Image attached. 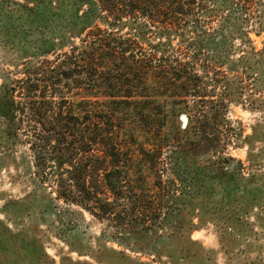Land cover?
I'll list each match as a JSON object with an SVG mask.
<instances>
[{
	"label": "trees",
	"instance_id": "trees-1",
	"mask_svg": "<svg viewBox=\"0 0 264 264\" xmlns=\"http://www.w3.org/2000/svg\"><path fill=\"white\" fill-rule=\"evenodd\" d=\"M74 1L0 3L10 22L63 16L65 5L71 16L69 36L53 34L1 77L0 165L24 147L26 172L61 211L90 213L132 252L184 262L196 253L185 235L199 184L234 181L232 86L207 53L226 36L188 21L203 0Z\"/></svg>",
	"mask_w": 264,
	"mask_h": 264
},
{
	"label": "rangeland",
	"instance_id": "rangeland-1",
	"mask_svg": "<svg viewBox=\"0 0 264 264\" xmlns=\"http://www.w3.org/2000/svg\"><path fill=\"white\" fill-rule=\"evenodd\" d=\"M246 1L203 0L207 10H196L188 17L226 36L223 46L207 53L232 86L227 117L234 142L227 154L235 160L230 186L199 184L191 203L199 217L193 216L194 226L185 235L195 241L191 250L196 253L179 264H264V0ZM25 2L0 3L5 10L10 3ZM64 7L63 16L46 21L13 17L10 22L0 9V84L1 77L15 76L27 53L41 54L53 34L70 35V7ZM179 39L172 38L173 44H179ZM182 121L186 122L185 116ZM23 150L16 153V162L5 158L0 165V264H161L110 239L103 223L90 213L61 211L62 201L41 191L26 172L20 158ZM237 160L242 163L239 168H235ZM204 162L211 165L207 158ZM181 240L174 239L169 247ZM166 259L165 264H173Z\"/></svg>",
	"mask_w": 264,
	"mask_h": 264
},
{
	"label": "water",
	"instance_id": "water-1",
	"mask_svg": "<svg viewBox=\"0 0 264 264\" xmlns=\"http://www.w3.org/2000/svg\"><path fill=\"white\" fill-rule=\"evenodd\" d=\"M185 119H186V117H185Z\"/></svg>",
	"mask_w": 264,
	"mask_h": 264
}]
</instances>
